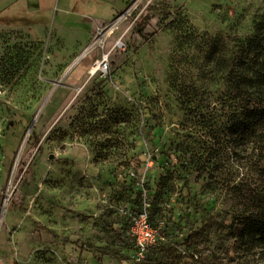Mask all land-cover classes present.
I'll list each match as a JSON object with an SVG mask.
<instances>
[{
    "label": "rangeland",
    "instance_id": "rangeland-1",
    "mask_svg": "<svg viewBox=\"0 0 264 264\" xmlns=\"http://www.w3.org/2000/svg\"><path fill=\"white\" fill-rule=\"evenodd\" d=\"M9 1L0 0V17H15L0 23V264H264V248L239 231L263 218L264 132L238 142L233 109L217 102L224 55L249 37L264 44V0ZM28 1L40 5L28 11ZM173 20L193 26L194 44L176 39ZM103 53L108 77L91 76ZM23 111L37 117L17 147L20 129L8 127ZM156 196L160 240L194 258H140L113 235Z\"/></svg>",
    "mask_w": 264,
    "mask_h": 264
},
{
    "label": "trees",
    "instance_id": "trees-1",
    "mask_svg": "<svg viewBox=\"0 0 264 264\" xmlns=\"http://www.w3.org/2000/svg\"><path fill=\"white\" fill-rule=\"evenodd\" d=\"M11 22L12 21L7 20L6 17H0L1 24H12ZM182 24L180 20H173V23H171L176 33V39L179 40L185 37L194 44L198 34L193 26ZM224 48L225 44L223 49ZM215 51L217 50L215 49ZM236 53V55H232L231 57L224 55L225 66L223 74L225 90L220 94L217 102L224 108L233 109L230 112V125L228 128L233 135H236L235 140L246 143V141L250 139L261 137L264 132V130H262L264 128V44H261L256 36L249 37L247 45ZM33 117V114L23 111L16 120L9 124L8 129H20V135L17 137V147H19L23 141L25 132L29 128ZM34 132L35 129L33 128L32 134H34ZM28 141L29 140H27L26 144ZM17 152L18 149L14 151L13 156L10 158L9 162L6 163L8 172H10L14 165L13 161ZM203 169L205 172L209 171L206 166H204ZM210 176L212 177L211 173ZM156 199L157 196L153 197L151 201L150 219L160 214L162 210ZM259 210L262 212L261 215L263 218L244 222L241 224L239 231H241L240 234L245 244L252 247L264 248V206L262 207L260 205ZM130 226L131 219H127L123 223L121 230L114 229L113 227H110V230L119 241L127 245L126 232ZM150 248V250L167 254L172 262L194 258V254L180 252L178 248L168 246L163 242ZM105 253H110V251H105Z\"/></svg>",
    "mask_w": 264,
    "mask_h": 264
},
{
    "label": "built area",
    "instance_id": "built-area-1",
    "mask_svg": "<svg viewBox=\"0 0 264 264\" xmlns=\"http://www.w3.org/2000/svg\"><path fill=\"white\" fill-rule=\"evenodd\" d=\"M110 62L108 54H104L95 59V62L89 69L91 76L100 73L103 77L109 75ZM149 204L145 202V207L139 212H130L131 226L127 230V237L134 243L136 253L140 258H144L150 247L158 245L162 241L159 233V226H156L152 219H150Z\"/></svg>",
    "mask_w": 264,
    "mask_h": 264
},
{
    "label": "crops",
    "instance_id": "crops-1",
    "mask_svg": "<svg viewBox=\"0 0 264 264\" xmlns=\"http://www.w3.org/2000/svg\"><path fill=\"white\" fill-rule=\"evenodd\" d=\"M19 3V1H16V0H13V1H9L7 4H6V6H7V8H5V9H8V7H10V6H16L17 4ZM39 6L40 5V2H34V3H32V2H30V1H28L27 3H25L24 4V8H26L28 11L30 10V8L31 7H34V6ZM4 9V10H5ZM31 11V10H30ZM6 18H7V20H9V21H13V20H15V17L14 16H12V15H6Z\"/></svg>",
    "mask_w": 264,
    "mask_h": 264
},
{
    "label": "water",
    "instance_id": "water-1",
    "mask_svg": "<svg viewBox=\"0 0 264 264\" xmlns=\"http://www.w3.org/2000/svg\"><path fill=\"white\" fill-rule=\"evenodd\" d=\"M79 59H80V58H79ZM36 117H37V115L34 116L33 119H35ZM31 128H32V125L28 128V130H31ZM25 140H26V137L24 138V140H23V142H22V146L24 145ZM20 149H21V148H20ZM49 157H50L51 159H53V158L55 157V154H51Z\"/></svg>",
    "mask_w": 264,
    "mask_h": 264
},
{
    "label": "bare ground",
    "instance_id": "bare-ground-1",
    "mask_svg": "<svg viewBox=\"0 0 264 264\" xmlns=\"http://www.w3.org/2000/svg\"><path fill=\"white\" fill-rule=\"evenodd\" d=\"M22 146V145H21Z\"/></svg>",
    "mask_w": 264,
    "mask_h": 264
}]
</instances>
